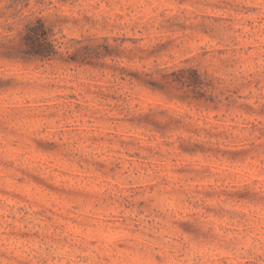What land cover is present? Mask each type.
I'll return each mask as SVG.
<instances>
[{
  "label": "rangeland",
  "instance_id": "rangeland-1",
  "mask_svg": "<svg viewBox=\"0 0 264 264\" xmlns=\"http://www.w3.org/2000/svg\"><path fill=\"white\" fill-rule=\"evenodd\" d=\"M0 264H264V0H0Z\"/></svg>",
  "mask_w": 264,
  "mask_h": 264
},
{
  "label": "trees",
  "instance_id": "trees-1",
  "mask_svg": "<svg viewBox=\"0 0 264 264\" xmlns=\"http://www.w3.org/2000/svg\"><path fill=\"white\" fill-rule=\"evenodd\" d=\"M50 36L49 29L40 18L26 23L22 35L25 56L40 60L52 59L57 49Z\"/></svg>",
  "mask_w": 264,
  "mask_h": 264
}]
</instances>
